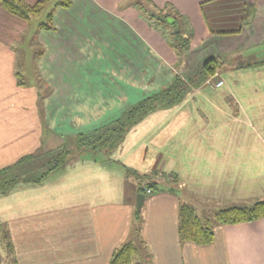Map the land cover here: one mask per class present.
<instances>
[{
	"label": "crops",
	"instance_id": "obj_1",
	"mask_svg": "<svg viewBox=\"0 0 264 264\" xmlns=\"http://www.w3.org/2000/svg\"><path fill=\"white\" fill-rule=\"evenodd\" d=\"M70 1L54 8L53 28L34 27L41 88L33 87L32 96L40 103V124L8 113L25 90L13 75L16 50L0 41L8 58L0 95V168L57 145L66 134L108 123L173 78L177 56L140 15L137 2L143 0ZM153 1H173L187 17L195 39L184 59L192 52L204 57L212 40L242 37L253 39L242 50L250 62L264 59V0H243L254 3L252 23L231 34L209 32L200 4L206 0ZM239 1L204 4L215 29L240 25ZM27 22L0 8V29ZM256 24L253 38L249 28ZM238 64L222 66V89H193L178 104L146 114L109 154L82 153L39 183L20 182L0 194V224L17 263L107 264L130 237L142 193L141 264H264V217L213 221L214 238L207 244L182 241L178 234L181 203L199 217L214 218L219 208L264 199V65ZM148 182L157 183L149 193ZM0 264H7L1 245Z\"/></svg>",
	"mask_w": 264,
	"mask_h": 264
},
{
	"label": "trees",
	"instance_id": "obj_2",
	"mask_svg": "<svg viewBox=\"0 0 264 264\" xmlns=\"http://www.w3.org/2000/svg\"><path fill=\"white\" fill-rule=\"evenodd\" d=\"M236 0H206L201 4L204 17L212 34L238 33L241 27L250 25L255 12L254 3L250 6L242 1V22L240 25L227 30L215 29L206 15L204 4H232ZM239 1V0H238ZM239 1V2H240ZM137 9L147 23L154 26L165 38L167 44L177 56L176 66L180 64L186 52L191 48L195 39L187 17L176 7L173 1L157 3L153 0L137 2ZM70 0H37L28 3L26 0H0V8L20 19L31 22L39 17L45 9V20L37 23L36 28H53L52 13L57 6L69 7ZM211 19V17H210ZM264 35V22L262 25ZM224 65L220 55L205 57L200 65L187 75L174 73L170 82L156 91L136 100L124 109L115 119L90 130L66 134L64 141L55 146L43 149L38 153L21 156L12 164L0 168V194H6L20 182L39 183L50 173L62 168L71 160L78 158L83 152L109 154L122 141L128 128L142 119L149 112L158 108L178 104L190 91L203 87L209 78L218 76ZM264 65V59L258 62L240 63L237 66ZM217 77L214 78V80ZM264 129V127H263ZM36 171V172H34ZM142 175L141 177H143ZM149 189L156 187V182L147 183ZM146 188V189H147ZM140 191L143 187L139 188ZM130 237L115 247L107 264H141L137 259L140 238L141 209L134 210ZM264 217V199H257L245 205H230L215 211L213 221L218 223H238ZM210 219L200 218L193 207L187 203L178 206V234L182 241H192L196 244H207L214 238L213 226ZM0 245L6 253L7 264H18L13 256V246L6 228L0 224Z\"/></svg>",
	"mask_w": 264,
	"mask_h": 264
},
{
	"label": "rangeland",
	"instance_id": "obj_3",
	"mask_svg": "<svg viewBox=\"0 0 264 264\" xmlns=\"http://www.w3.org/2000/svg\"><path fill=\"white\" fill-rule=\"evenodd\" d=\"M249 2L250 1H248V3ZM46 13L47 9H45L39 17L35 18L31 22H27L25 24L16 23L14 26L11 23L2 24L0 29L1 44L8 43L13 50H16V57L13 58V63H15V71H13V75L16 77V84L23 86L25 90L24 93L16 95L13 98V101L16 103V107L8 113L22 114L26 116L27 121L32 119L34 123L38 122L39 124L41 123L40 103L37 101L35 94L32 96V93L35 92L33 87L37 85L38 88H41L37 79L36 68L34 66V56H36L38 47L35 45V42L32 41L35 31L34 27H36L38 22L45 20ZM150 27L155 28L151 25ZM258 27L259 26L256 24V26L253 25L249 28V35L251 37L255 38L257 36ZM13 36H15V39H12ZM251 40L253 39H247L246 37H242L241 40L238 41L212 40L205 48H203V50L201 49L205 54L204 57L198 59V56L192 52L187 55L186 59L183 58L178 66L175 65L177 62L175 61V63H173L174 65L172 64V67L176 72H179L182 75H187L193 71L205 57H208L212 53H214V55H220L224 60V65L234 63L235 61L245 63L246 61H250L251 57H249L250 54L243 53L242 50L245 49L244 45L251 42ZM4 61L8 62V58L5 54L3 55L2 47H0V95L5 91L3 90L4 83L2 82V79L5 75L6 77L8 76ZM215 77H217L218 80L221 79L223 81L222 86H214V83L217 81V79L214 80ZM224 85L225 78L222 74L218 73V76L215 75L212 78H209V83L205 84L202 87V90L204 92H213L214 90H218V88L222 89ZM31 87L33 89H31ZM30 115H32V117H30ZM85 153L87 152H83V154ZM200 217L204 219L205 215L200 214ZM206 217L211 221L214 219L212 218V214Z\"/></svg>",
	"mask_w": 264,
	"mask_h": 264
},
{
	"label": "water",
	"instance_id": "obj_4",
	"mask_svg": "<svg viewBox=\"0 0 264 264\" xmlns=\"http://www.w3.org/2000/svg\"><path fill=\"white\" fill-rule=\"evenodd\" d=\"M143 199H144V195L142 193L137 194V197H136V209H140L141 208Z\"/></svg>",
	"mask_w": 264,
	"mask_h": 264
},
{
	"label": "built area",
	"instance_id": "obj_5",
	"mask_svg": "<svg viewBox=\"0 0 264 264\" xmlns=\"http://www.w3.org/2000/svg\"><path fill=\"white\" fill-rule=\"evenodd\" d=\"M208 83H209V80L206 82V84H208ZM222 83H223V81L221 79H219V80L217 79V81L214 83V86H216V87L222 86ZM146 191H147V193H149L150 189L147 188Z\"/></svg>",
	"mask_w": 264,
	"mask_h": 264
}]
</instances>
